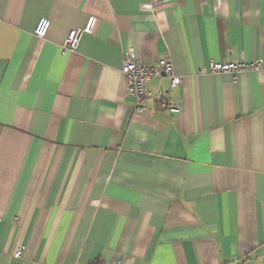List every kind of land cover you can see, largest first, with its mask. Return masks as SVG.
I'll list each match as a JSON object with an SVG mask.
<instances>
[{
  "label": "crops",
  "instance_id": "crops-1",
  "mask_svg": "<svg viewBox=\"0 0 264 264\" xmlns=\"http://www.w3.org/2000/svg\"><path fill=\"white\" fill-rule=\"evenodd\" d=\"M127 52L182 77L143 113ZM225 59L264 60V0H0V264H264V69Z\"/></svg>",
  "mask_w": 264,
  "mask_h": 264
},
{
  "label": "built area",
  "instance_id": "built-area-1",
  "mask_svg": "<svg viewBox=\"0 0 264 264\" xmlns=\"http://www.w3.org/2000/svg\"><path fill=\"white\" fill-rule=\"evenodd\" d=\"M98 18L95 16L88 17L83 27L75 28L69 31L64 42V49L76 50L79 47L84 34H92L95 32ZM50 26V21L47 18L39 20L35 34L39 39H45ZM264 69V60L247 61L245 59L236 60H212L209 63V71L213 73L231 72L234 75L247 70ZM121 71L126 79L127 94L136 99V110L143 113L144 103L154 96L153 92L147 87V83L155 78L166 76L171 81V87H176L182 77L175 73L174 65L171 58L165 55L153 62H142L137 60L131 52L124 55ZM206 72V69L202 70ZM159 106L171 112H179L180 107L174 103L164 99H159ZM23 254V248L19 247L14 256L19 257Z\"/></svg>",
  "mask_w": 264,
  "mask_h": 264
}]
</instances>
